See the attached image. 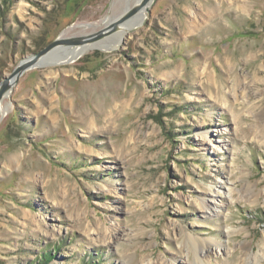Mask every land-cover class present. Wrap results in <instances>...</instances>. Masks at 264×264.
Masks as SVG:
<instances>
[{
  "label": "rangeland",
  "instance_id": "obj_1",
  "mask_svg": "<svg viewBox=\"0 0 264 264\" xmlns=\"http://www.w3.org/2000/svg\"><path fill=\"white\" fill-rule=\"evenodd\" d=\"M128 1L0 0V82ZM146 17L1 103L0 264H264V0Z\"/></svg>",
  "mask_w": 264,
  "mask_h": 264
},
{
  "label": "water",
  "instance_id": "obj_2",
  "mask_svg": "<svg viewBox=\"0 0 264 264\" xmlns=\"http://www.w3.org/2000/svg\"><path fill=\"white\" fill-rule=\"evenodd\" d=\"M154 2L155 0H141L133 7L125 9L116 21L95 31L81 32L73 35H67L66 32H63L39 51L21 59L13 69L12 73L9 76H5L0 82V102L5 94H10L14 86L25 73L51 60L65 61V50L93 44L117 33L120 30V25L142 8H146L147 13L150 12V8Z\"/></svg>",
  "mask_w": 264,
  "mask_h": 264
},
{
  "label": "bare ground",
  "instance_id": "obj_3",
  "mask_svg": "<svg viewBox=\"0 0 264 264\" xmlns=\"http://www.w3.org/2000/svg\"><path fill=\"white\" fill-rule=\"evenodd\" d=\"M140 1L141 0H130V1L126 2L125 6L123 5L124 6L123 9L121 10V12L118 13V15L114 16L113 18L111 16H107L105 21L107 22V21L111 20L108 24L113 23L114 21L117 20V18L121 15V13L125 9H127L129 7H133L134 5L138 4ZM208 7L210 8V5ZM145 11H146V15H145ZM146 16H147V10H146V8H142L135 15H133L132 17L127 19V21L125 23L121 24L120 25V30L117 33H115V34L111 35L110 37H107V38H105V39H103V40H101L99 42H96V43H93V44H88V45H85V46H82V47H79V48H75V49H73V52H71V53H68L69 49L65 50L64 59L67 60V59L73 57L74 55H76L77 53H82L83 54V53H86L89 50H92L94 48H101V49H104V50H108V49L112 50L113 47L118 46V44L120 43L122 38L125 36V34L127 32H129V30L132 27L140 25L143 22V20L145 19ZM106 22H104V25L106 24ZM95 24H97V23H91L90 25L92 27H94V26L96 27ZM102 24H103V20L101 21V24H98V25H102ZM104 25H103V27L106 26V25L105 26ZM77 26H79L78 28L86 29L89 26V24L85 23V22H80V23H78ZM103 27H101V28H103ZM6 96H9V94H5L3 96L2 101L0 102V107H1V103L4 101ZM2 116H4V115H2Z\"/></svg>",
  "mask_w": 264,
  "mask_h": 264
}]
</instances>
